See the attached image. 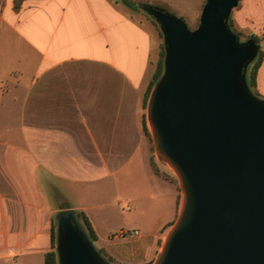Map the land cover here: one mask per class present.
<instances>
[{"label":"crops","instance_id":"1","mask_svg":"<svg viewBox=\"0 0 264 264\" xmlns=\"http://www.w3.org/2000/svg\"><path fill=\"white\" fill-rule=\"evenodd\" d=\"M196 1L197 23L207 0ZM140 7L134 10L121 0H24L17 10L14 0H0V145L4 134L15 132L18 139L6 145L19 149L137 148V102L162 50L152 24L137 16ZM170 8L185 18L184 5ZM231 18L235 31L263 53L255 87L264 98V0H240ZM11 117L18 118L15 126H10ZM136 156L112 164L119 170ZM18 163L22 168L14 177L0 175L5 244L11 236L24 247L28 240L20 232L25 226L34 230L31 239L47 226L51 250L38 171L28 173L22 158ZM149 165L151 199L158 206L150 233L140 230L135 238L101 241L96 232V249L116 264L154 263L180 215L183 196L177 183L156 175ZM20 253L0 255V260L19 264Z\"/></svg>","mask_w":264,"mask_h":264},{"label":"water","instance_id":"2","mask_svg":"<svg viewBox=\"0 0 264 264\" xmlns=\"http://www.w3.org/2000/svg\"><path fill=\"white\" fill-rule=\"evenodd\" d=\"M239 2L207 0L196 29L148 8L166 51L149 120L156 153L184 194L153 264H264V98L247 82L259 48L228 25ZM56 250L59 264H112L73 211L61 214Z\"/></svg>","mask_w":264,"mask_h":264},{"label":"rangeland","instance_id":"3","mask_svg":"<svg viewBox=\"0 0 264 264\" xmlns=\"http://www.w3.org/2000/svg\"><path fill=\"white\" fill-rule=\"evenodd\" d=\"M136 1L140 2L142 0ZM159 1L162 4L161 6L170 10L172 9L170 8L172 3L175 6L178 4L184 5L186 22L190 29H196L199 26L200 19L197 23L195 22L197 14L196 0ZM148 10V7L141 6L136 14L142 20L149 21L152 24L160 37L162 46H164L162 28ZM239 39L241 42H246L245 37L241 34ZM252 65L251 63L249 68ZM252 91L257 94L256 87ZM146 92L144 97L138 99L137 102L138 132L135 134L138 147L135 149H19L6 145L7 141L18 139V134L9 132L3 135V143L0 145V175L3 173L14 177L17 171H21L22 166L18 163L19 158L24 160L25 169L28 173H32L33 169L38 171L42 204L47 217L51 218L50 221L48 217L50 230L52 224L56 226L57 237L61 214L68 211L75 213L80 226L87 234L80 215V212L86 213L101 241L113 237L121 229H139L144 234L150 233L151 223L158 212V206L151 199L153 184L149 180L152 174L149 161L150 163H156L164 172L177 177V185L182 192L184 203V194L179 176L172 166L156 153L153 129L148 113L150 99L146 103ZM257 96L259 95L257 94ZM17 120L18 118L11 117L9 120L12 121L10 126H15L18 123ZM145 123H147L152 134L151 138H148L144 132ZM2 127H4V123L0 124V128ZM134 153H137L138 156L134 158L131 164L122 166L119 170H117L120 167L119 165L112 164L113 160L126 159ZM112 172L115 173L110 174ZM9 188L11 190L9 191L11 192L10 197H14L16 193L15 191L12 192V182H10ZM62 207L69 208L62 209ZM10 225L9 222V228ZM27 227L25 226V230L20 232L22 234L24 231L22 238L28 240L24 247H22V243H19V240L11 236L7 245L5 244L4 224L0 215V255H9V253L14 255V252L21 250L22 253H20L18 259L19 264H44V252L50 249L48 242L49 229L45 226L38 237L31 239L34 230H29ZM169 233L166 234V238ZM0 264H14V261L3 259L0 260Z\"/></svg>","mask_w":264,"mask_h":264},{"label":"trees","instance_id":"4","mask_svg":"<svg viewBox=\"0 0 264 264\" xmlns=\"http://www.w3.org/2000/svg\"><path fill=\"white\" fill-rule=\"evenodd\" d=\"M24 0H14V3H15V8L18 10L22 3H23ZM126 6L136 10L138 9V7L140 6H146L148 8H151V7H162L164 8L163 6H161L162 4L160 2H152V1H145V0H142V1H134V0H121ZM205 6V4H204ZM203 6V8H204ZM202 8V10H203ZM166 10H168L169 12L173 13L172 12V9L170 10L169 8H164ZM228 25L229 27L238 35L240 36L239 33H237L234 29V26H233V21H232V18L230 16L229 18V21H228ZM163 32V31H162ZM164 35V34H163ZM161 57L157 63V67H156V71L153 75V78H152V81L150 82V85L147 89V92H146V103L147 101L150 99L151 97V94H152V91L153 89L155 88L156 84L158 83V81L160 80V78L162 77L163 73H164V68H165V55H166V51H165V45L162 46V50H161ZM262 60H263V53L261 51H259L256 59L252 62V66L251 68H249V73L247 75V82H248V85L251 89H253L255 86H256V77H257V72H258V69L262 63ZM257 95V94H256ZM144 132L146 134V136L148 138H151L152 134L149 130V127L147 125V123H145L144 125ZM151 167L154 171V173L164 179H168V180H171V181H174L176 183H178V180H177V177L176 176H173L171 175L170 173L168 172H164L159 166L156 165V163H153L151 162ZM69 207H62V209H68ZM80 215L82 217V221H83V224L85 225V228H86V231H87V236L88 238L95 242L97 239H98V236H97V233H96V230L94 229L93 227V224L91 222V220L89 219L88 215L84 212H80ZM174 224H171L170 226L168 227H172ZM51 250H49L48 252L45 253L44 255V264H59V258H58V252L56 250V247H57V232H56V226L54 224H52L51 226ZM106 260H108L110 263L112 264H116V261L114 258H112L111 256H109L106 251L104 250H98ZM149 264H153V263H149Z\"/></svg>","mask_w":264,"mask_h":264},{"label":"built area","instance_id":"5","mask_svg":"<svg viewBox=\"0 0 264 264\" xmlns=\"http://www.w3.org/2000/svg\"><path fill=\"white\" fill-rule=\"evenodd\" d=\"M141 234L139 229H121L113 235L116 239L135 238Z\"/></svg>","mask_w":264,"mask_h":264},{"label":"bare ground","instance_id":"6","mask_svg":"<svg viewBox=\"0 0 264 264\" xmlns=\"http://www.w3.org/2000/svg\"><path fill=\"white\" fill-rule=\"evenodd\" d=\"M173 168V167H172ZM174 169V168H173Z\"/></svg>","mask_w":264,"mask_h":264}]
</instances>
